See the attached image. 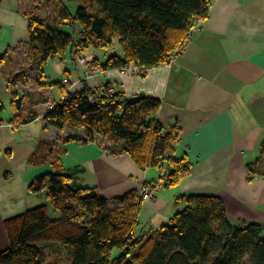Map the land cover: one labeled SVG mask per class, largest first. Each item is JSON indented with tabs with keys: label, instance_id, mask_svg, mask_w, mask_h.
<instances>
[{
	"label": "trees",
	"instance_id": "trees-1",
	"mask_svg": "<svg viewBox=\"0 0 264 264\" xmlns=\"http://www.w3.org/2000/svg\"><path fill=\"white\" fill-rule=\"evenodd\" d=\"M50 1L58 10L57 24L36 18L34 11L24 14L28 20L30 68L29 73L16 74L8 82L10 87L30 86L31 73L42 79L45 65L63 60L69 50L75 58L91 47L108 48L116 40L123 55H113L105 62L95 59L92 63L105 72L138 66L145 77L148 71L170 65L182 54L191 42V28L208 17L212 2ZM67 3L79 5L75 15ZM77 24L81 27L78 40ZM62 26L72 29L62 30ZM8 56L9 52L0 56V72ZM18 94L11 96L14 117L10 120L2 115L5 104L0 95V126L7 122L15 130L37 118L35 110L26 113L27 96ZM91 97L96 100L92 102ZM162 103L150 96L128 98L120 90L101 95L85 86L69 92L44 120L46 127L59 130L83 128L84 137L70 138V142L85 145L102 137L111 143L113 154H128L140 169L165 171L159 183L173 188L190 175L192 165L186 156L180 159L174 156L180 139L179 126L166 127L154 116ZM46 151L50 149L41 145L29 163L43 164ZM249 176L252 181L255 173L251 169ZM28 190L32 194L44 193L58 215L53 218L50 206L45 204L5 219L3 227L9 248L0 251V264H45L46 258L39 248L43 243L66 245L71 264H264V226L234 225L218 197L182 196L180 201L187 206L175 214L172 225L138 237L135 228L143 203L139 192L109 200L97 188H75L58 162L53 172L35 178ZM118 250L122 254L115 256Z\"/></svg>",
	"mask_w": 264,
	"mask_h": 264
},
{
	"label": "crops",
	"instance_id": "crops-1",
	"mask_svg": "<svg viewBox=\"0 0 264 264\" xmlns=\"http://www.w3.org/2000/svg\"><path fill=\"white\" fill-rule=\"evenodd\" d=\"M87 59L92 63L108 58L101 60L96 55ZM24 63L30 68L27 59ZM76 65L75 69L64 64V79L78 80L73 89L57 80L53 84L59 83L61 92L55 93L46 73L42 79L33 73L30 86L8 90L10 97L14 93L27 96L26 113L35 110L38 116L15 130L7 122L0 126V164H7L6 174H0V250L8 247L5 236L1 238L3 222L9 217L6 202H15L20 196L9 184L14 179L11 168H23L25 181L31 183L53 172L58 162L71 177L72 186L97 188L109 200L140 193L148 182H161L165 171L140 169L128 154H113L111 143L102 137L84 145L69 141L83 138V128L46 127L44 118L51 105L61 103L69 92L85 86L95 90L106 84L128 98L150 96L162 100L154 116L166 127L179 126L174 156H186L192 165L190 175L178 186L163 187L155 191L153 201H143L136 236L172 225L175 214L187 206L180 198L188 195L220 198L234 225L264 226V0H212L208 17L182 54L170 65L148 71L145 77L134 75L132 65L87 81L84 67ZM21 67L19 72L24 70ZM13 117L14 111L5 119ZM28 128L40 133L36 142L17 139V132ZM41 145L50 149L47 159L39 166L31 165L29 160ZM250 169L255 173L252 181ZM37 195L42 196L44 204L40 205L47 204L44 193Z\"/></svg>",
	"mask_w": 264,
	"mask_h": 264
},
{
	"label": "rangeland",
	"instance_id": "rangeland-1",
	"mask_svg": "<svg viewBox=\"0 0 264 264\" xmlns=\"http://www.w3.org/2000/svg\"><path fill=\"white\" fill-rule=\"evenodd\" d=\"M67 7L70 12L75 15L79 8V5L77 3H67ZM28 11H34L36 18L45 19L50 24H57L56 18L58 16V10L55 6H53L50 0L2 1L0 6V56H4L9 52L7 61L0 72V95L5 104V110L2 114L4 118L11 116V114L13 113L12 97H10L8 92H13L14 90L13 88L10 89L13 86H8V83L6 84V82H9L16 74H18L20 66H23L21 67L22 69H24L22 71H26L27 73H29V68L27 69L26 64L24 63V61H26L27 59V43L29 40L28 20L24 14ZM60 28L66 31H71L72 29L71 27L65 26H62ZM76 28L75 38L76 40H78L80 37L79 32L81 31V27L79 24H77ZM94 54L98 55L101 60H104L113 55H123V50L119 45L118 40H116V42L108 48L103 49L91 47L82 54V57L86 56L87 60V58L89 57L96 56ZM73 56L69 50L65 55V59L53 60L45 65L44 71L48 77V82L52 83L50 86L51 89H53V92L58 94L61 92L60 85L53 83L57 82V80L62 83V80L64 79V77H66L64 64H67L68 66L75 69L77 66L76 64L81 65L77 60L73 58ZM87 62L89 63L90 60H87ZM35 76H37V74ZM30 84H32L31 81ZM17 86H19V90H22V88H20L22 86L21 84H18ZM39 135L40 133H36L35 129L33 128L21 129L19 132H17V139L24 141L31 140L33 142H36V139L39 137ZM6 166V163L0 164V174H6ZM10 170L14 172V179L9 184H13L17 188L20 196L18 197L19 200L15 202H6V209L9 214L8 218L21 214L28 209L41 206L40 204L43 203L42 201H40V199H42V196H38L37 194H32L29 192L28 187L30 185V182L25 181L24 169L20 167L17 170H14L13 168H11ZM45 203L50 206L51 216L53 218H56L58 214L54 212L51 203L48 200H46ZM3 235L5 236L8 249L9 242L4 228L3 230H1V238ZM39 248L46 258L45 264H71L68 248L66 245L43 243L39 245ZM121 254V250H118L115 253V256H120Z\"/></svg>",
	"mask_w": 264,
	"mask_h": 264
},
{
	"label": "built area",
	"instance_id": "built-area-1",
	"mask_svg": "<svg viewBox=\"0 0 264 264\" xmlns=\"http://www.w3.org/2000/svg\"><path fill=\"white\" fill-rule=\"evenodd\" d=\"M201 23L202 22L200 21L191 28L189 32L190 36H192L196 31L200 30ZM77 56L75 57V60H77L84 67V72H83L84 80H87V81L93 80L96 77L105 74V71L101 67H96L90 62L88 63L86 58L79 56V55ZM132 72L134 75L141 76L142 70L140 67L135 66ZM62 84L68 87L69 89H73L75 86L78 85V80L75 78H66L62 80ZM95 90L101 95H106V94L113 93L115 89L113 87H107L106 85H101V86H98ZM90 100L93 102L96 99L91 97ZM53 107L54 105H51L50 109H53ZM161 188H163L162 183H156L153 186L144 185L140 191L141 200L148 201V202L153 201L155 191H158Z\"/></svg>",
	"mask_w": 264,
	"mask_h": 264
}]
</instances>
